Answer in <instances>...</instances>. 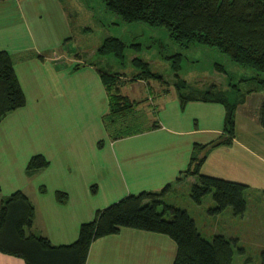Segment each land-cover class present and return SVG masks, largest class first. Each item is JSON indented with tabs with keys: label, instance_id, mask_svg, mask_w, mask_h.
<instances>
[{
	"label": "crops",
	"instance_id": "crops-1",
	"mask_svg": "<svg viewBox=\"0 0 264 264\" xmlns=\"http://www.w3.org/2000/svg\"><path fill=\"white\" fill-rule=\"evenodd\" d=\"M54 4L48 13L37 7H42L41 0H0V51L12 56L27 98L24 107L3 118L0 150L10 148L27 159L19 172L24 181L11 190L23 191L34 206L27 234L46 237L53 245L73 243L81 225L95 219L100 209L130 194L162 191L168 184L165 202L192 216L191 201L184 206L167 198L182 187L191 194L198 175L182 178L193 157L203 159L201 173L246 184L249 210L250 200L264 194L260 114L247 116L245 122L236 116L232 141L217 144L225 134L224 103H184L180 91L152 88L138 78L119 87L135 103L122 119L146 128L115 138L105 122L110 92L102 68L65 50L70 25L61 3ZM138 82L147 84L146 92H139ZM20 144L28 149L23 152ZM37 154L49 164L29 171L27 165ZM177 251L176 241L167 234L122 227L93 241L86 264H174ZM0 264L27 262L0 251Z\"/></svg>",
	"mask_w": 264,
	"mask_h": 264
},
{
	"label": "trees",
	"instance_id": "trees-1",
	"mask_svg": "<svg viewBox=\"0 0 264 264\" xmlns=\"http://www.w3.org/2000/svg\"><path fill=\"white\" fill-rule=\"evenodd\" d=\"M108 9L117 13L126 22H147L165 27L178 42L201 43L213 46L227 53L245 70L254 73L259 86L264 89V0H103ZM125 43L118 37L107 38L98 52L102 55L115 52L123 56ZM179 68V62L174 64ZM150 76L147 63H142ZM100 74L110 92V111L105 117L108 130L115 137L133 134L122 119L135 103L120 90L114 93L110 84L114 75L100 69ZM143 76H139L141 78ZM183 85L178 86L185 103L188 99H203L226 105L225 134L216 143H230L235 136L236 114L234 105L226 94L208 89L201 94H183ZM255 89V88H254ZM253 89V90H254ZM27 103L25 91L17 75L12 56L0 51V124L10 112ZM115 113L120 128H113ZM260 122L264 127V98L260 108ZM122 116V117H121ZM215 143V144H216ZM203 159L193 157L187 173L198 175L193 184L191 196L201 203L205 195L213 193L215 213L231 206L236 215L247 211L244 183L201 173ZM49 164L42 154L34 155L27 168L38 170ZM168 184L162 191H142L130 194L119 201L100 209L95 219L84 222L79 237L70 244L53 245L43 236L28 235L26 229L32 226L34 206L21 190L9 195L0 211V251L22 256L27 264H86L94 240L117 233L122 227H130L172 237L178 251L174 264H230L234 249L230 239L215 235L210 241L200 232L196 220L185 209L167 204L164 200L170 190ZM1 192V186H0ZM171 217L167 218V214ZM264 264V252H263Z\"/></svg>",
	"mask_w": 264,
	"mask_h": 264
},
{
	"label": "rangeland",
	"instance_id": "rangeland-1",
	"mask_svg": "<svg viewBox=\"0 0 264 264\" xmlns=\"http://www.w3.org/2000/svg\"><path fill=\"white\" fill-rule=\"evenodd\" d=\"M41 1L42 7L37 6L38 8L45 12L53 11L56 0ZM58 1L64 8L70 25L65 50L73 57L78 55L84 61L97 64L114 75L116 80L110 84V90L114 93L124 81L137 80L139 76H143L141 78L149 82L152 88L162 91L172 89L173 92H179L178 86L183 85L181 92L186 95L201 94L200 92L208 89L224 93L242 122L248 120L247 116L256 117L260 112L264 89L259 86L258 79L254 78V73L245 70L218 48L201 43L178 42L163 26L142 21H123L117 13L107 8L103 0ZM109 37H118L125 43L123 56L115 52L105 55L98 52ZM53 38L51 36V40ZM143 62L147 63L150 76L144 70ZM177 62L178 69L174 65ZM136 86L141 93L148 88L143 82H138ZM115 116V113L110 114V122ZM115 118L113 128L116 131L121 126L119 118ZM131 127L137 131L146 128L137 121ZM19 148H25L23 152L28 149L23 144ZM24 156L16 154L10 148L8 151L0 150V198L5 200L13 192V187L21 180L24 181L19 175L20 168L24 167L27 160ZM190 175L193 174L187 173L182 180ZM13 177L16 180L12 182ZM183 182L178 181L177 185ZM167 200L180 201L184 206H190L186 201H191L193 206L188 208L206 239L211 241L215 235L220 234L231 240L234 257L230 264H263L264 194L256 195L250 200L244 219L243 215H236L231 206L220 213L213 212L212 208L216 206L213 193L205 195L202 205H197L191 194L182 187L171 192ZM252 226H258V230H254Z\"/></svg>",
	"mask_w": 264,
	"mask_h": 264
}]
</instances>
